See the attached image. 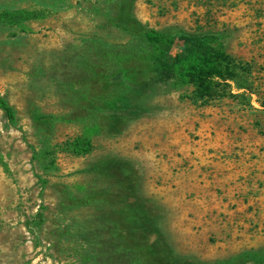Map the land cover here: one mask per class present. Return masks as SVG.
Masks as SVG:
<instances>
[{"label":"rangeland","instance_id":"1","mask_svg":"<svg viewBox=\"0 0 264 264\" xmlns=\"http://www.w3.org/2000/svg\"><path fill=\"white\" fill-rule=\"evenodd\" d=\"M5 8L40 16L0 23V264H264V0ZM151 28L218 34L228 85L162 81Z\"/></svg>","mask_w":264,"mask_h":264},{"label":"trees","instance_id":"2","mask_svg":"<svg viewBox=\"0 0 264 264\" xmlns=\"http://www.w3.org/2000/svg\"><path fill=\"white\" fill-rule=\"evenodd\" d=\"M40 14L29 9L0 10V23L22 25L23 21L37 18ZM146 43L152 47L153 57L158 61L156 72L164 82L176 84H192L199 98L206 99L217 95L219 84L228 85L232 78L229 59L225 52L221 37L214 32L200 34L175 35L168 31L151 28L144 33ZM183 43V50H176L171 60L167 59V50L175 44ZM0 108L7 118L14 122L16 112L13 106L2 96L0 92ZM99 132L94 126H87L84 132L75 138L65 140L61 144V150L73 155H84L92 151V135ZM49 158L51 152H45Z\"/></svg>","mask_w":264,"mask_h":264},{"label":"crops","instance_id":"3","mask_svg":"<svg viewBox=\"0 0 264 264\" xmlns=\"http://www.w3.org/2000/svg\"><path fill=\"white\" fill-rule=\"evenodd\" d=\"M197 184H198V187H197V189H199V188H200V189H203V188H205V187H206V186H201V185H200V183H197Z\"/></svg>","mask_w":264,"mask_h":264}]
</instances>
